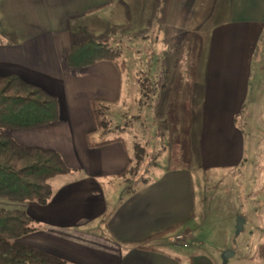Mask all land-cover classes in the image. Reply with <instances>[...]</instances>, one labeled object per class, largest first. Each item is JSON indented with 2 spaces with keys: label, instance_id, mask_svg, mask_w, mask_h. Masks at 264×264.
<instances>
[{
  "label": "crops",
  "instance_id": "1",
  "mask_svg": "<svg viewBox=\"0 0 264 264\" xmlns=\"http://www.w3.org/2000/svg\"><path fill=\"white\" fill-rule=\"evenodd\" d=\"M171 4L179 5V0ZM230 5L228 25L212 31L217 35L220 28L235 29L237 37L232 40L237 44L222 54L226 47L221 48L218 34L205 67L199 143L206 168H236L251 151L253 159L262 160L258 151L264 148V47L256 49L264 28V0H230ZM117 9V0H0V75H17L56 97L59 104L57 122L14 132L13 137L22 146L57 151L69 169L50 180L52 195L45 205H25L33 231L18 241L69 264H219L220 254L213 247L231 251L236 218L243 217L241 231L252 221L249 213L240 214L236 193L224 195L225 209L217 226L206 213L198 214L191 166L164 168L160 175L125 189L122 173L130 159L125 142L97 145L102 142L90 140L100 133L90 101L115 103L121 92L120 73L108 61L70 69L65 58L72 41L85 38L77 34L84 26L105 32L102 18ZM238 38L244 39L240 46ZM197 66L195 61L190 76L192 119ZM238 117L242 126L236 124ZM192 137L191 120L193 157ZM249 201L264 207V189L258 186ZM175 235L185 239L176 242ZM142 242L140 248L136 243ZM232 250L230 257L238 248Z\"/></svg>",
  "mask_w": 264,
  "mask_h": 264
},
{
  "label": "rangeland",
  "instance_id": "2",
  "mask_svg": "<svg viewBox=\"0 0 264 264\" xmlns=\"http://www.w3.org/2000/svg\"><path fill=\"white\" fill-rule=\"evenodd\" d=\"M171 1L166 0L167 4L163 6L160 0H117V12L106 14L109 17L101 20L105 32L101 30L95 33V30L90 31L88 26H84L77 33L78 36L85 34L84 39L107 41L119 51L118 60L124 62L120 73L119 99L108 104L104 114L107 127L91 136L90 140L96 143L116 137L123 139L132 167V171L121 181L125 189L133 187L136 180H150L160 175L167 165V154L173 147L170 146L171 140L185 141L184 128L189 121L183 104L188 98L187 84L197 61L191 173L197 193L198 214L206 213L208 221H218L225 209L224 195L231 191L236 193L240 214L249 213L252 221L247 222L238 234L235 229L229 248L231 251L238 248V252L226 264H264V207L259 202L249 201L258 186L264 189V148L258 151L262 154V160L253 159L251 151V155L246 156L236 168H206L200 156L199 137L203 124L204 75L208 53L218 34L222 38L221 48L226 47L222 54L237 44L232 40L237 37L235 29L220 28L217 35L213 32V29L228 25L230 0H179V5H172ZM261 31L256 45L258 52L259 48L264 47V28ZM243 40L238 38V46ZM216 45L218 47V43ZM229 45L230 48L227 47ZM254 66L252 64V75ZM170 84L173 86L170 87ZM237 122L242 126L243 119L238 117ZM0 132L11 136L14 133L7 129H0ZM184 162L180 164L184 165ZM129 180L134 181L129 185ZM258 198L261 199L260 196ZM27 203L0 198V208L6 210H24ZM239 218H243L242 215L236 218V225ZM219 222L215 225L219 226ZM177 236L173 238L176 242L185 239L184 235L179 239ZM214 248L220 254L219 264H223L225 251Z\"/></svg>",
  "mask_w": 264,
  "mask_h": 264
},
{
  "label": "trees",
  "instance_id": "3",
  "mask_svg": "<svg viewBox=\"0 0 264 264\" xmlns=\"http://www.w3.org/2000/svg\"><path fill=\"white\" fill-rule=\"evenodd\" d=\"M118 57H120L119 51L110 46L107 41L97 42L85 39L76 42L73 40L65 63L70 69H82L100 61H108L113 63L121 73L124 62L119 61ZM192 84L190 79L187 90L189 96L183 104L189 121L187 127L184 128L185 141L180 143L171 140L170 146L173 147L167 154L166 171L190 168L191 166L192 112L190 95ZM108 104L110 103L104 100L93 99L90 101L96 131H102L107 127L104 114ZM58 119L59 104L56 97L42 88L24 81L17 75H0V129L12 132L29 131L55 123ZM92 134L88 133L87 135ZM115 141H123V139L116 137L112 140L102 141L97 145ZM182 161H185L184 165L180 164ZM131 171L132 167L130 168V159H128V164L122 174L126 175ZM68 172L69 169L57 151L22 146L10 134L0 132L1 199L45 205L52 195L50 180ZM133 181L129 180V185ZM138 182L140 180H136L134 184ZM174 230L175 227L166 232ZM32 231V220L24 210L0 208V264H69L55 254L18 241ZM136 244L142 248L144 243Z\"/></svg>",
  "mask_w": 264,
  "mask_h": 264
},
{
  "label": "water",
  "instance_id": "4",
  "mask_svg": "<svg viewBox=\"0 0 264 264\" xmlns=\"http://www.w3.org/2000/svg\"><path fill=\"white\" fill-rule=\"evenodd\" d=\"M242 222L243 219L239 218L238 222H237V226H236V234H238L241 229H242ZM233 254L232 251H225L224 254L222 255V260H223V264H226L228 258Z\"/></svg>",
  "mask_w": 264,
  "mask_h": 264
},
{
  "label": "built area",
  "instance_id": "5",
  "mask_svg": "<svg viewBox=\"0 0 264 264\" xmlns=\"http://www.w3.org/2000/svg\"><path fill=\"white\" fill-rule=\"evenodd\" d=\"M182 236H177V238L179 239V238H181Z\"/></svg>",
  "mask_w": 264,
  "mask_h": 264
}]
</instances>
